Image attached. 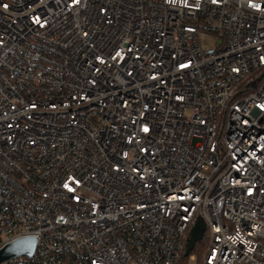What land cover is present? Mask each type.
Returning <instances> with one entry per match:
<instances>
[{
  "label": "built area",
  "instance_id": "1",
  "mask_svg": "<svg viewBox=\"0 0 264 264\" xmlns=\"http://www.w3.org/2000/svg\"><path fill=\"white\" fill-rule=\"evenodd\" d=\"M198 221L264 264V0H0L1 264H180Z\"/></svg>",
  "mask_w": 264,
  "mask_h": 264
},
{
  "label": "water",
  "instance_id": "2",
  "mask_svg": "<svg viewBox=\"0 0 264 264\" xmlns=\"http://www.w3.org/2000/svg\"><path fill=\"white\" fill-rule=\"evenodd\" d=\"M206 231L205 224L198 221L193 228L188 240L185 256L189 257L196 245L204 238ZM36 249V240L32 238L22 239L10 244L0 251V264L6 260L17 258L19 256H32Z\"/></svg>",
  "mask_w": 264,
  "mask_h": 264
},
{
  "label": "trees",
  "instance_id": "3",
  "mask_svg": "<svg viewBox=\"0 0 264 264\" xmlns=\"http://www.w3.org/2000/svg\"><path fill=\"white\" fill-rule=\"evenodd\" d=\"M208 240L206 238L199 242L196 247L194 248L192 255L196 257V261L198 264H203L204 258L208 252ZM188 258L185 257V255L182 256L180 264H187Z\"/></svg>",
  "mask_w": 264,
  "mask_h": 264
},
{
  "label": "rangeland",
  "instance_id": "4",
  "mask_svg": "<svg viewBox=\"0 0 264 264\" xmlns=\"http://www.w3.org/2000/svg\"><path fill=\"white\" fill-rule=\"evenodd\" d=\"M204 44H206V45H208V46H210V47H213L214 46V41L211 39V38H208L205 42H204ZM187 264H198V262L197 261H190L189 259H188V263Z\"/></svg>",
  "mask_w": 264,
  "mask_h": 264
}]
</instances>
